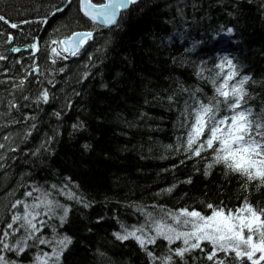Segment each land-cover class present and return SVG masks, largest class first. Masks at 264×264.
Wrapping results in <instances>:
<instances>
[{
    "label": "trees",
    "instance_id": "trees-1",
    "mask_svg": "<svg viewBox=\"0 0 264 264\" xmlns=\"http://www.w3.org/2000/svg\"><path fill=\"white\" fill-rule=\"evenodd\" d=\"M66 3L0 0V15L9 20L0 21V144L5 145L0 149V230L12 214L23 212L22 205L13 209L12 203H32L24 193L39 187L71 208L63 227L57 219L48 221L73 238L63 264H150L135 240L115 238L121 225L139 226L146 222V213L158 218L182 208L210 215L208 204L234 210L245 197L264 207V186L245 188L241 177L226 174L221 165L205 176L210 156L187 159L182 149L176 151L186 140L180 117L184 102L191 103L189 93L179 89L201 88L211 97L212 85L197 73L203 69L207 77L208 69L216 71V53L231 55L242 74L252 77L246 85L248 106L257 113L264 108V0H141L122 13L118 27L106 30L81 15L77 0L53 16ZM11 23L18 27L11 28ZM227 27L235 29L231 41L209 38ZM75 29L99 33L80 57H54L51 41ZM10 35L13 42L8 44ZM36 39L41 45L37 57L11 53L13 47ZM21 80L23 88L16 87ZM45 88L49 102L37 105V94ZM66 183L65 192L77 193L91 206L61 195L58 189ZM42 234L50 238L52 228L44 227ZM181 243L158 239L148 248L162 257ZM35 252L8 255L31 264ZM186 264L206 261L197 249Z\"/></svg>",
    "mask_w": 264,
    "mask_h": 264
},
{
    "label": "snow or ice",
    "instance_id": "snow-or-ice-1",
    "mask_svg": "<svg viewBox=\"0 0 264 264\" xmlns=\"http://www.w3.org/2000/svg\"><path fill=\"white\" fill-rule=\"evenodd\" d=\"M67 2L71 4V0ZM137 2L138 0H103L94 3L93 0H79V10L93 24L118 27L122 12H127L129 7ZM56 11L63 9L57 7ZM0 21L9 23L4 15H0ZM10 26L18 27L16 23H11ZM225 36L234 37L235 29L224 28L222 32L218 31L215 36L209 38L223 42ZM92 39L93 31L72 32L63 39H53L51 44L59 45L63 53L75 56ZM30 47L39 51L38 43H32ZM12 51L18 52L20 49L13 48ZM51 53L54 57L62 54L57 47H52ZM3 58L0 56V59ZM52 63H56V60L53 59ZM214 68V73L211 69L207 70L211 73L207 77L203 76V69L197 73L201 79L212 85L214 94L211 97H207L201 88L193 90L181 86L179 89L180 92L189 93L191 103L189 100L184 102L181 112L184 121L181 127L186 129V140L178 144L176 151L182 149L187 159L207 160L210 156V161L205 165V176L209 175L210 169L221 165L226 174L241 177L245 188L253 183L260 188L264 186V108L257 113L248 106L251 97L246 85L252 77L242 74V67L234 57L224 55L214 64ZM24 84L25 80H21L16 87L23 88ZM23 98L26 101L29 99L28 96ZM49 98V92L45 88L37 94L35 103H48ZM168 100L172 101L173 96H169ZM9 104L13 108L18 107L11 101ZM56 115L59 117L60 113ZM32 127L34 128L35 124ZM177 139L179 141L181 138ZM44 147L45 145H41V148ZM87 147L85 145V148ZM3 148L5 145L0 144V149ZM39 151L40 149H37V152ZM186 182L190 184L191 177ZM51 187L57 189L56 185ZM68 187L66 183L58 191L84 207L91 206L90 202H86L85 198L77 193L65 192ZM174 187L175 185L166 191L170 193ZM34 192L39 195L33 196ZM24 196L31 197L32 203L16 199L11 207L16 209L22 205L23 212L12 214L11 221L0 230V264H21L19 259H12L8 254L19 258L33 248L36 252L31 264H63L64 254L73 243V238L60 234L57 227L49 225L48 221L57 219L59 227H63L71 208L51 198V192L39 187L26 191ZM207 207L212 210L210 215L196 210L189 211L187 208L176 212H163L158 218L152 213H146L144 224L131 228L121 225L122 232L113 235L121 242L135 240L146 253L150 264H157V261L159 264H186V257L197 249L203 254L206 264H264V207H255L247 197L241 206L234 210L217 208L213 204H208ZM41 216L48 219H40ZM44 227L52 228L50 238L42 234ZM158 239L167 241L169 245L176 241L182 243L175 248L169 247L167 255L158 257L148 248V245H155ZM41 245L47 246L51 251H43Z\"/></svg>",
    "mask_w": 264,
    "mask_h": 264
},
{
    "label": "water",
    "instance_id": "water-1",
    "mask_svg": "<svg viewBox=\"0 0 264 264\" xmlns=\"http://www.w3.org/2000/svg\"><path fill=\"white\" fill-rule=\"evenodd\" d=\"M140 0H138V2H139ZM71 2H72V0H71ZM137 2V3H138ZM70 4L67 2L63 7H62V9H63V11L66 9V8H68V6H69ZM130 8V7H129ZM62 11H56L55 12V14L53 15V16H55V15H57V14H59V13H61ZM81 12V11H80ZM81 14L83 15V13L81 12ZM87 18V17H86ZM88 19V18H87ZM98 25H100V26H102L103 28H111L112 26H105V25H101V24H98ZM85 30H80V31H77V32H84ZM95 33L93 32V35H94ZM13 42V37L12 36H10L9 37V41H8V44H11ZM35 43H38V46H39V40H36L35 41ZM85 47V46H84ZM13 48H19L20 49V51H18V52H14V51H12L11 50V53L12 54H14V55H17L18 53H20V52H22V51H31V54H32V56H37L38 55V53L40 52V47H39V51H36V50H34V49H32L31 47H30V45H27V46H25V47H13ZM82 50V49H81ZM66 56L67 57H69V56H71V54H68V53H66ZM37 61V60H36ZM35 68H38V67H35ZM39 71V70H38ZM38 71H35L36 73H38Z\"/></svg>",
    "mask_w": 264,
    "mask_h": 264
},
{
    "label": "bare ground",
    "instance_id": "bare-ground-1",
    "mask_svg": "<svg viewBox=\"0 0 264 264\" xmlns=\"http://www.w3.org/2000/svg\"><path fill=\"white\" fill-rule=\"evenodd\" d=\"M80 30H84V29H75V30H74V31H72V32H77V31H80ZM85 31H91V30H87V29H86ZM72 32H71V33H72ZM97 32L99 33V31H98V30H95V35H96V33H97ZM95 35H94V37H95ZM10 36H12V35H10ZM94 37H93V38H94ZM90 42H91V40L89 41V43H90ZM89 43H88V45H89ZM99 43H100L99 41H98V42H96V44H95V46H96V49H98V48H99ZM88 45H87V46H88ZM86 54H88V55H91V52H87V53H85V55H86ZM180 117H182V116H180Z\"/></svg>",
    "mask_w": 264,
    "mask_h": 264
},
{
    "label": "rangeland",
    "instance_id": "rangeland-1",
    "mask_svg": "<svg viewBox=\"0 0 264 264\" xmlns=\"http://www.w3.org/2000/svg\"><path fill=\"white\" fill-rule=\"evenodd\" d=\"M231 37L225 36L224 39L229 40Z\"/></svg>",
    "mask_w": 264,
    "mask_h": 264
}]
</instances>
